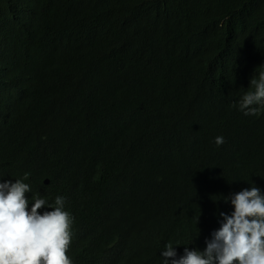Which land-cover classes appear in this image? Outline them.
<instances>
[{
	"label": "trees",
	"instance_id": "trees-1",
	"mask_svg": "<svg viewBox=\"0 0 264 264\" xmlns=\"http://www.w3.org/2000/svg\"><path fill=\"white\" fill-rule=\"evenodd\" d=\"M1 8L30 17L2 50L15 63L0 62V181L29 184L30 198H65L71 251L86 247L70 253L74 264H164L166 244L178 258L211 238L232 194L264 193V147H233L230 167L214 158L258 121L239 101L264 53V0Z\"/></svg>",
	"mask_w": 264,
	"mask_h": 264
},
{
	"label": "clouds",
	"instance_id": "clouds-1",
	"mask_svg": "<svg viewBox=\"0 0 264 264\" xmlns=\"http://www.w3.org/2000/svg\"><path fill=\"white\" fill-rule=\"evenodd\" d=\"M3 2L0 0V62L15 63L13 56L2 55V50L6 42L15 40L14 31L20 35L22 23L30 17V12L5 17L1 8ZM244 89L246 93L239 101V110L258 121L235 131L237 139L233 146L224 148V152L214 151V158L224 167H230L237 159L232 157L233 147L252 141L259 149L264 147V119L256 116L264 109V53L247 71ZM0 111L4 112L1 107ZM214 142L221 145L224 138L217 136ZM257 156L264 159V153ZM27 176L26 173L25 179ZM27 192H31V188L21 180L0 181V264H74L70 253L86 247L78 245L77 250L71 251L74 218L64 210L65 198L62 195L30 198L29 193L25 195ZM33 199L29 209L28 204ZM224 199L229 201L228 197ZM230 203L233 211L219 213L220 227L205 241L206 247L205 239L200 241L199 238L188 246L191 249L185 246L183 254L177 258L176 249L168 243L161 248L164 264H264V193L256 186L244 188L231 195ZM142 210L146 220L148 212ZM150 211L155 213L156 209Z\"/></svg>",
	"mask_w": 264,
	"mask_h": 264
},
{
	"label": "bare ground",
	"instance_id": "bare-ground-1",
	"mask_svg": "<svg viewBox=\"0 0 264 264\" xmlns=\"http://www.w3.org/2000/svg\"><path fill=\"white\" fill-rule=\"evenodd\" d=\"M216 52V51H215ZM207 59V58H206ZM215 59V58H214ZM205 60V59H204ZM198 64V63H197ZM195 68V67H194Z\"/></svg>",
	"mask_w": 264,
	"mask_h": 264
}]
</instances>
